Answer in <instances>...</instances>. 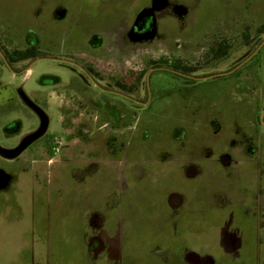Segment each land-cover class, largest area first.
<instances>
[{
	"label": "crops",
	"instance_id": "crops-1",
	"mask_svg": "<svg viewBox=\"0 0 264 264\" xmlns=\"http://www.w3.org/2000/svg\"><path fill=\"white\" fill-rule=\"evenodd\" d=\"M32 3L0 0V44L6 51L31 46L41 50L39 44L29 45L34 19L28 8ZM144 11H138L131 21L126 19L130 21L128 29L119 31L116 38L108 36L107 42L108 49L116 51H111V56L141 58V63L113 68L135 71V89L122 88L113 79H105L108 84H103L104 79L98 85L79 83L69 91L57 89L55 94L53 89L39 92L27 90L24 84L18 87L19 110L28 111L31 119L36 116L21 97L22 91L46 113L48 127L44 134L57 137V188L50 186L46 174L35 175L38 160L9 162L10 167L17 168L9 176L8 193L13 201L9 199L15 206L10 208L20 216L15 221L21 227L11 223L8 229L16 231V245L22 249L19 256L0 264H114V247H123L119 230L124 227L127 231L126 255L130 257L131 248L140 242L147 205L153 213L160 206L155 225L159 236L172 238V245L181 241L185 246L204 248L217 241L220 248H226L222 253L226 261L237 263L239 249L244 258L241 264H264V187L256 193L258 206L239 211L244 220L237 221V168L241 177L264 184V105L259 84L233 72L199 78L145 63V55L156 49L146 46L138 50L120 40L135 35L141 38L138 26L144 20ZM112 13L108 9V17ZM24 60L9 61V65L22 66ZM96 65L82 63L79 68L90 76L87 68L95 69ZM19 71L14 69L15 74ZM144 71L147 73L142 75ZM164 72L189 80L181 81L177 90L162 94L160 79ZM153 77L156 79L149 85ZM43 81L47 79L43 77ZM55 102L59 108L52 113L49 103ZM71 106L73 110H67ZM37 119L31 124H38ZM70 119L73 124L67 126ZM52 125H57V130L49 133ZM252 167L254 174H247V168ZM242 195L247 197V191ZM49 197L59 205L58 221L52 226L47 223L45 209ZM167 216H173V225H168ZM23 238L31 243L23 242ZM110 246L112 259L105 251ZM37 251L41 252V262L36 258ZM184 253L174 255L173 261L190 263L193 251ZM137 254L139 250L132 253Z\"/></svg>",
	"mask_w": 264,
	"mask_h": 264
},
{
	"label": "rangeland",
	"instance_id": "rangeland-1",
	"mask_svg": "<svg viewBox=\"0 0 264 264\" xmlns=\"http://www.w3.org/2000/svg\"><path fill=\"white\" fill-rule=\"evenodd\" d=\"M108 9L113 12L110 17H108ZM28 10L34 19L29 45L39 44L43 57L40 55L24 60L22 66H10L5 60L7 59L6 48L0 44V83L2 84L0 87V143L7 148L15 146L26 133L38 128V124H31L33 119L34 121L37 119L35 115L31 119L28 111L19 110L16 95L20 85L24 84L29 91L47 92L53 89L51 92L55 94L57 89L69 91L71 87H79V83L85 85L88 82L92 85L97 82L98 85L102 83L100 80L104 79L103 84H108L105 79L109 81L113 79L122 88L135 89L138 77L135 71L121 72L113 68L118 65L138 64L141 58L130 57L123 60L122 56H111V51L113 53L116 51L108 49L107 42L108 36L116 38L119 31H126L129 27L128 22L140 10H145L141 24L143 28L139 29L142 31L139 32L141 38L135 35L133 38L132 36L121 37L120 40L138 50L146 46L156 49L155 53L145 55V63L153 64V67L179 64L192 68L190 71H184V74L199 78L226 71L233 72L235 75H242V73L248 75L250 70L255 75L257 85L259 84L258 91L261 96L263 95L261 104L264 105V32L258 31L264 24V0H33ZM39 57L42 58L38 59ZM111 57L113 59L110 61ZM59 58L70 62L59 61ZM82 63L92 66L98 64L93 72L96 79L79 68ZM27 67L29 70L25 69ZM14 69L20 71L15 74ZM146 73L147 71H144L142 75ZM252 74L250 75L253 78ZM43 77L47 81H43ZM54 77L59 80H54ZM155 79V77L149 79V85ZM184 80L189 78L185 76L176 78L173 73L164 72L160 79L161 93L168 94L169 91L177 90L180 82ZM194 92L199 91L195 88ZM198 98L203 99L202 96ZM58 104L57 102L49 103L52 113L54 110L57 111ZM99 106L98 108L104 109V106ZM67 110L72 111L73 106ZM72 124L71 119L67 121V126ZM57 125L54 127L52 125L48 132L54 133ZM40 137L34 142L35 147L32 150L23 151L15 157L0 155V165H3L0 168L3 176V184L0 185V203L2 204L0 262L19 256L22 249L21 246L16 245V231L8 229L11 223L13 226L21 227V223L15 221L16 218V220L20 219V216L13 214L10 208L13 207V199L8 193L9 176L17 168L10 167L9 162L27 158L38 160L34 166L35 175L46 174L50 179V186H53L55 190L57 188L59 143L57 137L51 134ZM241 143L244 144V141ZM239 170L238 167L237 221H243L239 211L245 208L246 211L255 209L258 206L255 199L256 193L263 189L264 184L262 181L255 182L253 178L241 177L238 174ZM254 171L253 167L247 168V174H254ZM24 181L23 178V184H25ZM243 190L247 191V197H243L245 196L242 195ZM25 192L26 188L23 193ZM34 192L32 193L33 205L36 206L38 199H36L35 190ZM261 192L263 193L264 190ZM48 199V203L45 204L47 223L52 226L58 221L59 205L50 197ZM146 210L144 225L142 224L139 232L140 242H137L139 244L136 246L142 245L131 248L130 257L126 255L127 247H129L127 231L121 227L119 238L123 247H114V264H184L176 263L173 259L174 255L180 256L186 250L193 251L192 259L188 264L242 263L241 260L244 258H241L239 249L237 263H234L233 259L226 261L222 254L226 248H220V242L217 241L210 242L209 246L204 248L199 245L185 246L181 241L178 242L179 245H172L171 237L159 236V229L155 225L156 213L152 212L149 205ZM169 241L171 244L168 243ZM23 242L31 243L24 238ZM137 250L140 254L133 256V251L137 252ZM105 251L106 257L112 259L113 247L110 246ZM119 251L121 256L118 255ZM203 252L205 254L201 256ZM40 254L41 252L37 251L36 258L41 262ZM98 264H105V262H98Z\"/></svg>",
	"mask_w": 264,
	"mask_h": 264
},
{
	"label": "water",
	"instance_id": "water-1",
	"mask_svg": "<svg viewBox=\"0 0 264 264\" xmlns=\"http://www.w3.org/2000/svg\"><path fill=\"white\" fill-rule=\"evenodd\" d=\"M39 57L38 59H40ZM6 62L9 64L7 59ZM29 105L39 114L41 123L38 129L28 134L19 145L14 148H6L0 145V154L6 157H15L19 155L31 142L42 136L48 127V117L46 113L35 103L28 99Z\"/></svg>",
	"mask_w": 264,
	"mask_h": 264
},
{
	"label": "trees",
	"instance_id": "trees-1",
	"mask_svg": "<svg viewBox=\"0 0 264 264\" xmlns=\"http://www.w3.org/2000/svg\"><path fill=\"white\" fill-rule=\"evenodd\" d=\"M258 31L264 32V24L259 27ZM40 55H42V52H41V50H39V48L37 46H31V47H28V48L22 49V50H13L11 52L6 51V57L10 62L29 59V58L33 59V58H36ZM172 67L174 69H176L178 71H182V72L192 70V68L180 66L179 64H174Z\"/></svg>",
	"mask_w": 264,
	"mask_h": 264
},
{
	"label": "flooded vegetation",
	"instance_id": "flooded-vegetation-1",
	"mask_svg": "<svg viewBox=\"0 0 264 264\" xmlns=\"http://www.w3.org/2000/svg\"><path fill=\"white\" fill-rule=\"evenodd\" d=\"M138 28L140 29V28H142V26H141V24H139V26H138ZM8 62H9V60H7ZM10 63V62H9ZM173 65H171V66H159V67H167V68H171V69H174L173 67H172ZM87 72H88V74L92 77V78H95L96 79V77L94 76V74H93V72H94V69H92V68H87ZM180 72H182V71H180ZM182 73H184V72H182ZM242 76H244V77H246V79H248V80H250L253 84H257V80H256V78L253 76V78L251 77V75L250 74H246V75H244V73L242 74ZM124 88V87H123ZM21 93V97L24 99V101L29 105V103H28V97L21 91L20 92ZM30 106V105H29ZM35 112V114H36V117L38 118V127H39V124H40V116H39V114L36 112V111H34ZM36 129H34V131H35ZM28 134H30V133H28ZM28 134H26V135H24L17 143H16V145L15 146H13V147H8V148H14V147H16L17 145H19L20 143H21V141L28 135ZM43 136V135H42ZM39 138H41V137H39ZM39 138H37V139H35L33 142H31L23 151H25L28 147H30V146H32L33 144H34V142L35 141H37ZM4 146V145H3ZM6 147V146H5ZM7 148V147H6ZM22 151V152H23ZM1 155V154H0ZM3 184V176L1 175V173H0V185H2ZM160 206L157 208V210L155 211V213H157V214H155L156 215V217H158V213L159 212H161L160 211ZM167 222H168V225L169 224H171V225H173V223H174V220H173V216H167Z\"/></svg>",
	"mask_w": 264,
	"mask_h": 264
}]
</instances>
